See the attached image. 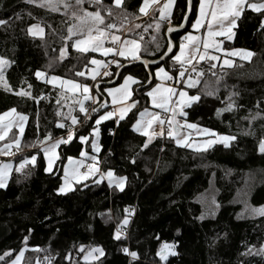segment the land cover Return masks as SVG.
<instances>
[{
    "label": "trees",
    "instance_id": "16d2710c",
    "mask_svg": "<svg viewBox=\"0 0 264 264\" xmlns=\"http://www.w3.org/2000/svg\"><path fill=\"white\" fill-rule=\"evenodd\" d=\"M198 2L194 0L187 29L170 34L174 54L191 32ZM141 3L125 0L122 8L112 7L108 15L106 8L112 0H101L99 4L94 0H83L81 4L60 0L56 8L40 0H0V20L6 21L0 25V57L9 62L5 78L10 89L0 86V114L15 108L28 116L20 150L9 160L18 163L37 156L35 165L14 170L6 188H0V264H6L23 248L25 264L47 257L51 264H264L260 252L264 249V216L238 219L240 206L233 202L241 193L253 207L264 206V153L259 151V142L264 139V13L246 8L233 41L225 43V50L252 51V60H236L231 67L211 68L214 62L209 60L195 64L203 75L192 73L198 83L189 93L199 95L200 100L187 107L185 120L235 137L228 147L216 144L198 152L176 145L167 135L150 141L133 129L139 113L150 108L147 92L157 83L155 70L164 66L169 74L178 76L181 67L170 58L155 68L137 62L143 59L150 63L163 56L169 28H179L188 9V0H176L171 21L164 23L155 16L142 19L138 11ZM82 9L99 11L105 25L117 22L119 33L126 31L127 37L140 39V59L118 58L117 65L110 64L112 57L105 58L109 64L106 71L111 75L95 81L76 75L100 57L72 47L68 29L79 21L77 16H84ZM33 24L44 29L43 36L27 32ZM37 71L91 86L96 100L92 117L83 123L89 101L85 112L79 108L70 112L61 109L63 91L37 78ZM128 75L140 82L134 85L132 97L138 103L125 119H109L97 126L96 119L107 110L106 90ZM18 92L31 95L21 96ZM229 103H233L232 109L218 114ZM73 116L82 125H72ZM61 123L65 127H58ZM68 126L76 127L74 138L60 146L57 168L49 174L41 147L47 140L66 138ZM96 127L100 131V170L111 169L126 177L123 191L105 181L95 183V177L76 184L68 193H59L67 158H78L83 151L84 144L78 137L87 136L89 146ZM213 184L218 210L209 214L201 199ZM125 218L127 225L122 223ZM118 225L122 231L119 240L114 238ZM164 243L174 244L176 255L161 260L157 252ZM96 247L103 248L104 255L85 261ZM124 248L136 252L138 259L124 253Z\"/></svg>",
    "mask_w": 264,
    "mask_h": 264
},
{
    "label": "snow or ice",
    "instance_id": "6c2138e0",
    "mask_svg": "<svg viewBox=\"0 0 264 264\" xmlns=\"http://www.w3.org/2000/svg\"><path fill=\"white\" fill-rule=\"evenodd\" d=\"M29 2H32V0H29ZM77 4H81L83 2V0H76ZM95 3L99 4L101 3V0H94ZM124 3V0H112V5L108 6L106 8V11L108 12V15L112 14V7L115 8H122ZM158 3V0H143V4L142 6L139 8V12L147 15V9ZM175 3V0H166V2L163 4L162 7H160L158 9L159 11V16L160 19H167L170 15H171V10L173 8V5ZM189 6L191 5V0H188ZM65 7H69V5L65 4ZM245 8H249L254 12H258V13H264V0H262V2H256V3H252L249 2V0H201V4H200V11H201V17L198 18L195 22V24L193 25L194 28H198L199 26H201L205 19L208 20V37H212V36H219V35H224L226 33H231L232 29L235 28L236 22L237 20L240 18V16L242 15L243 11L245 10ZM84 11V16H77L76 19L81 21V29H80V35L82 38H78L76 39L73 44L72 47H74L76 50H78L81 53H87L89 51L91 52H101L103 55L107 56L110 53H114L115 55H118L120 57H129L131 56L132 59L134 60H138L140 59V57L138 56V51L140 50V44L137 42V40L135 39H124L122 41L123 47L120 46H116L118 47V51L114 48V47H107L105 48L104 45V38H105V28L106 29H113L116 27L115 24H107L105 26V28H100V27H96L95 29H93L92 27H88L87 28V33L84 34L83 31V23L85 21V17H89L91 18V20L96 24V25H102L104 24V17L101 16L99 11H94V12H87L86 10ZM73 15L75 16L76 14L73 13ZM210 17V19H209ZM217 23L222 29L223 31L220 32H214L212 31V25L213 23ZM6 21L5 20H0V25L5 24ZM75 27V26H74ZM137 28L140 27V25H136ZM149 27H151V25H149ZM159 24H156V28L159 29ZM261 27H264V22H262ZM172 28H169V31H172ZM93 31H95V35H93ZM27 32L32 35V36H43L44 34V29L41 28L39 26V24H33L31 26L28 27ZM68 32L70 35H75L76 33L73 32V28L70 27L68 29ZM185 39L193 44V47L189 50V53L187 55L186 58V54H185V44L182 42L179 45V54H174L173 56L170 57V59H174L176 62H178L180 64V69L178 70V76L181 78L178 82L179 83H184L183 78L186 75V71H187V85L188 87H194L197 83L198 80L193 78L192 73H195L197 77L203 75V73L201 71H197L196 65L193 64V61L196 60L197 63H199V61H203L205 60L206 56L207 59L209 61H217L218 57L216 55H207V50L210 47H214L215 51H221V49L219 48V46H214L208 39H204L203 41H200L199 38L197 36H192L189 35L187 37H185ZM228 39L231 40L232 36L228 35ZM111 40L113 42L116 41H121V37L118 35H111ZM201 43L203 45V49L205 50L204 53H201L200 51V46ZM173 50V45L171 44V42L168 43L167 47H166V51L164 52V56L168 55V53H171ZM241 51L243 50H235V51H231L228 52L227 55L230 56H236V55H240ZM62 52V56L64 54V49L61 50ZM253 55L252 52H243V58L247 59L250 58ZM197 56H198V60H197ZM161 59H163V56L161 57ZM115 63H117V65H119V61H113ZM9 62L3 58L0 57V66L6 65ZM90 63L92 65H101L102 67H104L105 69L107 68V64H103L101 61L96 60V59H92L90 61ZM145 65L147 64V62H144ZM224 65H228L231 66V62L228 59H225L223 61ZM185 65H190L191 69L190 71L187 70L185 68ZM211 68H216V64L212 63ZM215 74V73H213ZM76 75L78 76H85L84 72H77ZM100 75V73L98 71L93 70V74L91 76V79L93 81L96 80V77ZM103 75L108 76L111 75V73H109L108 71H104ZM35 76L37 78H42L45 76V74L41 71H37L35 72ZM156 76L161 78V79H167V80H172L174 79V77L170 76L169 73L167 71H165V69L163 67H158L157 71H156ZM3 80V74L2 72H0V81ZM57 80H60L61 86L67 85L68 86V90L72 91V92H76L78 89L83 90V93H88L89 92V85L88 84H79L76 83L72 80H61V78L56 77V76H52L50 79H46L45 82L46 83H55ZM140 83L136 78H134L132 75H128L124 77V84L121 85L120 88H115V89H108V93L110 96H112L113 100L112 102L114 104L116 103H120L123 102L125 100H127L131 95V91L129 90V86L131 84H138ZM31 87V86H29ZM97 88V91H99V85L95 86ZM5 89L6 90H10L7 86V84L5 83ZM17 95H21V96H30V93L27 92H18L16 93ZM207 95H211L212 93H206ZM147 96L151 98L152 104L155 108H159L162 109L165 112L168 111H172L173 115H181V116H185L186 113L180 111L177 112L176 108H169V104L170 102L174 105H177L178 107H191L194 103L198 102L200 100V96L199 95H188L186 91L183 90H177L176 88L173 87H167V88H161L160 85H157L156 87L152 88L150 91L147 92ZM174 96H178V100H173ZM90 97L88 95L84 96V100H88ZM138 103V101H132L131 103L127 104L126 107L122 106L119 108V119H124V115L127 111H129L130 109L134 108L136 106V104ZM233 107V103H229L227 108L225 109H220L218 110V114L221 111H227V110H231ZM80 112H85V108L83 105V101L80 102ZM96 109H93V112H95ZM13 114H15V122L16 124L19 126V131L20 133L23 132V125L24 122L28 119V116L23 115V114H19L16 113V109L12 108L9 109L8 111L0 114V140H3L5 138L6 135V130L8 128H10L13 124V120L9 119L8 123L5 124L3 123L5 121L6 118H10L13 117ZM59 115V113H58ZM113 115L112 112H106L104 115L99 116L98 119H96L95 124L99 125L101 123V121L106 120L111 118ZM139 119L136 120L135 124H134V129L137 132H142L144 135H148V132L146 131L147 128H150L153 124V122L158 121L159 125H160V135H163L164 133V128L163 125L165 124V120L160 119V114L159 113H153L148 111V109H144L143 111H141L139 113ZM118 122V121H117ZM71 123L72 125H75L78 123V119L77 117L73 116L71 117ZM168 123V132L167 135L169 137H173L174 139H176L174 137V133H173V120L171 118H169L167 120ZM187 128L190 129H194L197 128L196 124H186L184 125ZM58 127L63 128L64 124H58ZM94 132H96V134L98 135V129H94ZM204 133L210 135V136H215L217 135L216 133H212L210 132V130L208 129H203L202 130ZM48 137H46L47 139ZM73 139V132L71 130V128L68 131L67 137L66 138H60L57 139L52 145L51 147H45L44 148V154L45 157H48L49 152L52 153V156L55 158L56 157V153L54 151V149L56 148L57 145L59 144H65L67 145L70 141H72ZM78 139L80 140L81 143L85 142L88 137L87 136H79ZM235 140L234 136H220L219 139V143L223 144L225 147H228L230 144V141ZM17 150H19V145H20V141L19 139L14 141ZM176 143L179 146H185V147H192L191 144H188L187 142V138L181 140V139H176ZM217 143L216 140L214 139H209L207 141L204 142V144L202 145H196V150L197 151H203V150H207L208 147H211L213 144ZM145 147H147V144L144 145ZM12 145L11 144H7L5 145L6 149L11 148ZM92 148L94 151H99V148L97 147L95 140H93L92 142ZM259 151L261 153H264V139H261L259 142ZM81 156H86V153L81 152L80 153ZM69 161V165L71 166V175L69 173V168L65 167L64 169V174L66 177H69L71 179H75L76 181H80L81 179H87L88 176L90 174H95L98 173L100 170L98 167L95 166V164H90L88 165L87 168V172L81 174L79 172V168L82 166L83 162L79 161V160H74L72 157H68L67 158ZM90 159L92 161H96V157L92 156L90 157ZM30 161L34 164V162L36 161V156L33 155L30 157ZM29 159H24L20 166L18 168H16V171H21V169L27 165L29 162ZM12 168V165L9 164H5L0 166V188H4L6 186V182L10 173V170ZM52 170V165H51V161H49L48 167L45 169V171H51ZM107 178L108 184L109 186L115 185L117 189H119L120 191H123L124 186H125V181H126V177L123 176H115L113 170L109 169L104 173H101V179L103 178ZM95 183H99V180L94 181ZM73 190L71 187V184L68 182V180L65 181V184L63 186H61L58 191L60 193H66L67 191H71ZM253 211L255 213H258L259 215H264V206H262L259 209H253ZM202 218V217H201ZM123 225H127L128 220L127 218H125L123 220ZM121 226H117L116 232H115V236L114 238L119 240L121 238ZM175 245L174 244H168V243H164L160 249V251L157 252V255L160 257L161 260H166L168 255H176L175 252ZM83 249H81L82 251ZM122 251L124 253H126L127 255L131 256L133 260L138 259V254L134 251H130L128 248H124L122 249ZM260 252L262 254H264V249H261ZM91 253H97V256H94V259H99V257L104 255V250L101 247H96L93 248L91 250ZM90 253V255H91ZM0 259H2V257H0Z\"/></svg>",
    "mask_w": 264,
    "mask_h": 264
},
{
    "label": "rangeland",
    "instance_id": "374dc122",
    "mask_svg": "<svg viewBox=\"0 0 264 264\" xmlns=\"http://www.w3.org/2000/svg\"><path fill=\"white\" fill-rule=\"evenodd\" d=\"M124 2H125V0H124ZM165 2H166V0L163 3H165ZM213 2H214V0H213ZM40 3H42L43 5H46L48 7H51V8H56V7L59 6L60 0H40ZM142 4H143V0H142V3H141V6H142ZM200 4H201V0H199V2H198V8H197L198 15L196 16L193 25L195 24L196 20L201 17ZM175 6H176V0H175L174 5H173V8L171 10V17L173 15ZM151 7L152 6H150L147 9V12L149 11V9ZM209 19H210V17H209ZM238 20L236 22V25L238 23ZM116 23L115 22H111V23H108V24H115L116 25ZM193 25H192L191 32L187 33L185 37H187L189 35L197 36L200 41H203L204 39H208L214 46H219V48L221 49V51H219V52L218 51H215V48L214 47H210L207 50V55H216L218 57V60L217 61H213L216 65H220L222 67H231V66L234 65V63H235L236 60L245 61V62L252 60L254 54L250 58H247V59L243 58V52H245V51L246 52H252V51L245 50V49L225 50V43H226V41H229V42L230 41H233V39L235 37V28L236 27L232 29L231 33H226L224 35H219V36L208 37V35H207V33H208V27H207L208 20L207 19H205L204 23L201 26H199L198 28H194ZM105 26L106 25H105V21H104V24H102V28H105ZM88 27H92L93 29H95L96 27H100V25H96L91 20V18L85 17V21L83 23V31H84V34L87 33V28ZM72 28H73V32L76 33L75 35H70L71 38H72V40L75 41L78 38H82L81 35H80L81 21H77L73 25ZM212 31H214V32H220V31H223V29L217 23L214 22L213 25H212ZM95 34H96L95 31H93V35H95ZM109 35H110L109 29H106L105 28V38H104L105 41H108ZM228 35H231L232 36V39L231 40L228 39ZM183 41H184V44H185V54H186V58H187V55L189 53V47L191 46V43H189L185 38H184ZM104 45H105V43H104ZM105 48H106V46H105ZM235 50H243V51H241V54L240 55H236V56L227 55L228 52L235 51ZM200 51H201V53H204V51H205L203 49L202 43H201V46H200ZM89 52H91V51H89ZM97 53H99V52H97ZM176 54H179V50H178V52ZM113 55H114V53H110L107 56L104 55L102 58H95V59L101 61L103 64H107L105 58H110ZM225 59H228L231 62V66H228V65H224L223 64V61ZM197 60H198V56H197ZM173 61L176 64L180 65L174 59H173ZM204 61H208L207 56H206L205 60L199 61V63H197V61L194 60L193 61V64L199 65L200 63H202ZM8 66H9V63L6 64V65L0 66V72H2V74H3V80L0 81V86L1 87H5V83L7 84L6 78H5V72H6L7 68H8ZM162 67L165 69L164 66H162ZM185 68L188 70L189 68H191V66L190 65H185ZM102 69H104V67H102L101 65H92L91 64V66L87 70H85L84 73H85V76L87 78H90L91 79V76L93 74V70L98 71L99 73H101V70ZM156 71H157V69L155 70V78L157 80V83L152 88L156 87L157 85H160L161 88L172 87V86H170L168 84V80L167 79H161V78L157 77L156 76ZM165 71H167V70L165 69ZM100 75H98L96 77V79L98 77H100ZM169 75H171V74H169ZM51 77L52 76L49 77V76H47L45 74V76L42 77V78H40V79L43 80V81H45L46 79H50ZM177 77L180 78L179 76H177ZM185 77H186V81L183 84L184 87H180L177 90L186 91L187 94L190 95L189 89L192 88V87H188V85H187V76L185 75ZM59 78H61V77H59ZM193 78L198 80L197 77H194L193 76ZM61 80H67V79L61 78ZM76 83H78V82H76ZM50 84L53 85V86H56V87L61 88V90L63 91V93L61 95V98H60V103H61L60 104V108L61 109L64 108L65 111H67V112H70L72 110L73 111L74 110H77L78 108L80 109V102L83 101V105L85 106V103L88 102L89 99L91 98V88H92L91 86H89V92L88 93H83L82 88L81 89H78L76 92L69 91L67 85L61 86L60 80H57L55 83H50ZM79 84L83 85V84H87V83H79ZM85 95H88L90 98L88 100H84V96ZM173 100H178V96H174L173 97ZM149 102H150V108H148V111L153 112V113H159L160 114V119H161V116L162 115L169 114L170 112H172L171 110L168 111V112H165L162 109L155 108L153 106V104H152V101H151V98L150 97H149ZM174 107L176 108V111L177 112L182 111V112L185 113V111L187 109V107H182V106L181 107H178L177 105H174V104H172L170 102L169 108L171 109V108H174ZM106 112H104L102 115H104ZM16 113H18V112L16 111ZM19 114H21V113H19ZM173 116L174 115H173V112H172L171 119L173 118ZM112 118H113V115L109 119H112ZM139 118L140 117L138 116V119ZM9 119H12L13 120V124H12V126L10 128H8L6 130L5 138L3 140H0V166L5 165V164L12 165V168L10 170V173H9V176H8V179H7V182H6V186L9 183V180H10V177H11L12 172L14 170H16V168H18L20 166L21 162L23 161V160H21L20 162L15 163L14 161L9 160V159L12 158V157H15L18 154V152L20 150V147H21V143H22V139H23L24 132H25V128H26V125H27V120H26L24 122V125H23V132L20 133L19 126L15 122V114H13V117L6 118L3 123L7 124ZM109 119H106V120H109ZM106 120L101 121V123L104 122V121H106ZM155 122H158V121H155ZM175 123H176L178 129H175L174 125L172 126L173 133H174V137L176 139H181V140L187 138L188 144H191L192 145V147H188V148H190V149H192L194 151H197L196 150V145H202V144H204L205 141H207L209 139H214V140L217 141V143L213 144L211 147H208L207 150L210 149V148H212L216 144H221V143H219L220 136H228V135H220L216 131L211 130V129H208V130H210V132L217 134L215 136H210V135H208V134H206V133H204L202 131L203 129H207V128H204V127L199 126V125H197V128H194V129L187 128L184 125L189 124L190 122L186 121L185 120V116H181V115H177V117L175 119ZM191 124H193V123H191ZM75 126H78V124H76ZM158 127H160L159 122H158V126L156 128H158ZM168 127L169 126H167V132H168ZM156 128L154 130L155 132H156ZM95 129H98V135L96 134V132H94V131L92 132V139H91L90 145L88 146L89 138L85 142H83L84 148H83V151L82 152L86 153V156H80L78 158L77 157H72L74 160H79V161H82L83 162L82 166L79 168V172L81 174L87 172L88 165H90V164H95V166L98 167L99 170H100L99 157H98L99 156V153L101 151L100 131H99V128L98 127H96ZM133 129H134V125H133ZM134 131H135V129H134ZM146 131L148 132V135L151 134L150 128H147ZM138 133H141L143 135L142 132H138ZM148 135H145V136H148ZM62 138H64V137H62ZM73 138H74V135H73ZM169 138L172 139L175 142V144L177 145L176 139H174L173 137H169ZM17 139H19V141H20L19 150H18V152L13 153L12 152V147H15L17 149V147H16V145L14 143V141L17 140ZM58 139H60V138H58ZM56 140L57 139H55V140H47L46 143L41 147L42 154H43V157H44L45 162H46V168L48 167L49 161H51L52 170L51 171H46L49 174L50 173H53L56 170V168H57V162H58V159L60 157L59 149H60V146L62 144L57 145L56 148L54 149V151L56 153V157L55 158L52 156V153L51 152H49L48 157L46 158L43 150H44L45 147H51V145ZM93 140H95V143H96L97 147L99 148V151H94L93 150V148H92V142H93ZM232 141H230V144L232 143ZM7 144H11L12 147L9 148V149H6L5 148V145H7ZM180 147H185V146H180ZM203 151H206V150H203ZM198 152H201V151H198ZM92 156H95L96 157V161H92L90 159V157H92ZM25 159H29V161H30V157H27ZM36 162H37V156H36V161L34 162V164L30 161L27 165H25L21 169V171L23 169H25L28 165H35ZM65 167H68L69 168V173L71 175V166L69 165V161L67 160V162L65 163V165L63 166V168L61 170V178H62V181H61V184H60L59 188L65 184V181L66 180H68V182L71 184L72 189H74L75 186H76V184H80V183L87 182V181H89V180H91V179H93L95 177H97V180H99L100 182L101 181H105V182L108 183L106 177L103 178V179H101V173H104L101 170L98 173L90 174L87 179H81L78 182L75 179H71L70 176L69 177H66L65 176V174H64ZM114 175L117 176V177H119L115 173H114ZM125 185H126V181H125ZM6 186L4 188H6ZM112 186H115V185H112ZM68 192H70V191H67L66 193H68ZM62 194H65V193H62ZM216 195H217V191H216V189L214 187V184H213L211 186V188L204 194L203 198L201 199V201L203 203V206L206 208V211H208L209 214H212L214 211L216 212L218 210V204H217V200H216ZM246 197H247L246 195H243V194L240 193V194H238L233 199V202L235 204H238L240 206V209H239L238 214H237V218L238 219H249V218H256V217L264 216V215H259L258 213H255L253 211V209H259L262 206L261 207H253L249 203L248 198H246ZM90 253H88L85 256V258H84L85 261H93V260H95L93 258L94 256H96L95 253H91V255H90ZM24 258H25V248L21 249L13 258H11L10 260H8L6 264H25L24 263ZM35 264H42V261L41 262L36 261Z\"/></svg>",
    "mask_w": 264,
    "mask_h": 264
},
{
    "label": "crops",
    "instance_id": "0c3cea01",
    "mask_svg": "<svg viewBox=\"0 0 264 264\" xmlns=\"http://www.w3.org/2000/svg\"><path fill=\"white\" fill-rule=\"evenodd\" d=\"M165 0H158V3L157 4H155V5H152V7L149 9V11L147 12L148 14L147 15H144V14H142L141 13V15H142V19H146V18H148L149 16H155L156 18H157V21L158 22H166V23H168V22H170L171 21V15L167 18V19H160V16H159V11H158V9L160 8V7H162L163 6V2H164ZM197 15H198V12H197ZM196 15V16H197ZM100 28H102V25H100ZM109 32H110V35H109V38H108V41H105L104 40V43H105V45H104V47L106 46V48L107 47H114L117 51H118V47H116L117 45L118 46H120V47H123V44H122V41L124 40V39H135V40H137V42L140 44V50L138 51V56L140 57V55H141V51H142V43H141V41H140V39H138V38H135V37H127L126 35H125V33H126V31L125 32H123V33H119L118 32V30H117V28H114V29H110L109 30ZM118 35V36H120L121 37V41H116V42H113L112 40H111V35ZM74 42V41H73ZM114 44V45H113ZM193 47V44H191V46L189 47V50L191 49ZM96 54H98L100 57H98V58H102L104 55L101 53V52H99V53H97V52H95ZM124 59V60H134V59H132L131 58V56H129V57H127V58H125V57H120V56H118V55H113L112 56V59L110 60V64H112V63H114L113 61L115 60H117V59ZM109 67V64H107V68ZM106 68V69H107ZM105 68L104 69H102L101 70V75L100 76H102L103 75V72L106 70ZM168 72V71H167ZM99 78V77H98ZM124 84V79H123V81L119 84V85H117V86H114V87H111V88H109V89H115V88H120L121 87V85H123ZM134 85L135 84H131L130 86H129V90L131 91V93H132V95L127 99V100H125V101H123V102H120V103H116V104H114L113 102H112V100H113V98H112V96H110L109 95V93H108V89L106 90V94H107V97H108V100H107V103H106V107H107V112H112L113 113V118L112 119H116V120H121V119H119V116H120V113H119V108L120 107H122V106H124V107H126L127 106V104H129V103H131L133 100H132V97H133V87H134ZM134 108H132V109H130L129 111H127L126 113H125V115H124V119L130 114V112L133 110ZM105 111V112H106ZM158 126V122H154L153 124H152V126L150 127V130H151V134L150 135H148V136H146L150 141L151 140H153L154 139V137H156L157 135H156V132L154 131L155 130V128ZM158 128H160V127H158ZM158 128H156V130L158 129ZM141 134V133H140ZM144 135V134H143Z\"/></svg>",
    "mask_w": 264,
    "mask_h": 264
},
{
    "label": "built area",
    "instance_id": "2783aa9c",
    "mask_svg": "<svg viewBox=\"0 0 264 264\" xmlns=\"http://www.w3.org/2000/svg\"><path fill=\"white\" fill-rule=\"evenodd\" d=\"M169 23V22H168ZM184 43V41H183ZM191 68H189L188 70L190 71ZM172 77H174V79L172 80H168V84L176 89H179L180 87L183 86V84L185 83L186 81V77L183 78V81L184 83H179L178 81L181 79V78H178L177 76L175 75H170ZM186 76H187V71H186ZM95 104H96V100H95V97L94 95L92 94L91 92V98L89 99V108L85 114V117H84V121L83 123H85L87 120H89L91 117H92V114H93V109L95 108ZM172 116V112H170L169 114H164L161 116V119L162 120H165V124L163 125V128H164V133L163 135H160L159 132H160V128H158L156 130V135L157 136H161V137H165L167 135V126H168V123H167V120L169 118H171ZM80 125L82 124H79L77 127H79ZM71 128L72 132H74V129L76 127H71V126H68L67 127V131H69V129ZM12 152L13 153H16L17 152V149L15 147H12ZM42 264H51V258L50 257H47L45 259L42 260Z\"/></svg>",
    "mask_w": 264,
    "mask_h": 264
},
{
    "label": "water",
    "instance_id": "95a60500",
    "mask_svg": "<svg viewBox=\"0 0 264 264\" xmlns=\"http://www.w3.org/2000/svg\"><path fill=\"white\" fill-rule=\"evenodd\" d=\"M193 9H194V0H191V5L190 6H189V3H188V9H187V14H186L184 23L179 28L173 29L172 31H168V41L171 42V44L173 45L172 52L171 53H168V55H166V56L163 55V59L159 58V59H157V60H155L153 62H150V63L146 61L147 62L146 65L151 66V67H154V68L155 67H158V66H161L167 59H169L174 54V52H175V44L172 41L170 34L173 31L184 32L187 29V27L189 26V22L191 20L192 14H193ZM144 62H145V60L140 59L137 63H143V64H145ZM121 72H122V69L119 71V73L117 75V79L114 82L111 83L112 86L119 79V77L121 75ZM176 117H177V115H174L173 118H172V120H173V125H174L175 129H178V127H177V125L175 123Z\"/></svg>",
    "mask_w": 264,
    "mask_h": 264
}]
</instances>
